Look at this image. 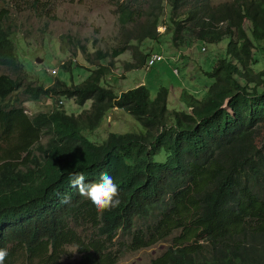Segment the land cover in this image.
<instances>
[{"label":"trees","instance_id":"trees-1","mask_svg":"<svg viewBox=\"0 0 264 264\" xmlns=\"http://www.w3.org/2000/svg\"><path fill=\"white\" fill-rule=\"evenodd\" d=\"M110 1L119 47L95 51L100 66L83 82L57 79L48 86L26 82L12 8L47 15L53 5L0 4V66L17 73L0 74V248L9 253L4 264H59L65 245L83 254L78 264H118L176 232L175 245L149 264H264V68L257 56L264 59V0ZM164 35L177 48L229 40L225 56L204 72L214 80L205 98L183 88L179 108H170L166 87L151 99L144 83L120 92L102 84L113 65L109 58L132 50L136 61L126 63L127 70L144 67L151 54L140 44L161 42ZM19 91L31 101L92 103L78 115L59 103L29 115L24 98L15 97ZM112 110L132 114L144 132H109L94 141L91 135ZM164 152L166 161H158ZM73 172H83L86 182L109 173L120 205L99 214L70 186ZM64 195L70 203H61Z\"/></svg>","mask_w":264,"mask_h":264},{"label":"rangeland","instance_id":"rangeland-1","mask_svg":"<svg viewBox=\"0 0 264 264\" xmlns=\"http://www.w3.org/2000/svg\"><path fill=\"white\" fill-rule=\"evenodd\" d=\"M44 1L53 5L47 15L12 8L13 13L16 11V21L20 30L15 34L14 39L19 59L28 73L26 82H41L48 86L61 79L68 84H79L91 75L93 69L100 66V62L94 57L95 51L111 53L120 45V26L114 11L115 7L110 0ZM212 1L218 5L232 0ZM7 2L14 5L13 0H0V4ZM158 31L164 34L165 26L159 25ZM166 36L161 37V42L148 39L140 44V48L145 53H163L166 58L164 62H158L151 68H147L145 64L144 67L127 70L126 63L136 61L132 56V50H127L115 59L109 58V61H113V65H110L111 70L104 77L102 84L120 92L144 83L150 90L151 99L156 97L161 87H166L171 91L170 108H179V91L183 88L192 91L200 99L205 98L206 88L211 86L214 80L209 79L204 72L209 71L218 59L225 56L229 40L226 38L219 45L214 46L191 42L177 48ZM81 45H85L87 50L83 51ZM257 56L262 60L260 69H263L264 59L261 54ZM37 58L40 62L36 61ZM69 63L72 65L70 70L62 67L63 64ZM104 64L109 65L108 62ZM175 70H178V74ZM0 74L17 77V73L7 66H0ZM16 96L24 98L23 105L29 115L51 111L61 100L44 98L40 101H31L27 100L21 91ZM62 100L66 112L74 115L90 108L92 103L88 101L81 106L74 100L65 98ZM109 132L141 133L144 129L132 114L112 110L91 138L101 142ZM167 157L168 154L164 152L158 161L164 162ZM180 234L181 232H176L169 239L153 247L130 254L118 264H149L174 246V240ZM82 257L83 254L77 246L65 245L59 264H78ZM12 264L22 263L21 260H16Z\"/></svg>","mask_w":264,"mask_h":264},{"label":"clouds","instance_id":"clouds-1","mask_svg":"<svg viewBox=\"0 0 264 264\" xmlns=\"http://www.w3.org/2000/svg\"><path fill=\"white\" fill-rule=\"evenodd\" d=\"M69 180L70 186L76 189L82 197L89 200L99 214H103L105 211H111L121 203L119 199V187L107 172L100 174L98 182H86L83 172H73ZM70 202L71 197L69 195H64L61 199L62 204H68ZM8 254L7 249L0 248V264H4Z\"/></svg>","mask_w":264,"mask_h":264},{"label":"built area","instance_id":"built-area-1","mask_svg":"<svg viewBox=\"0 0 264 264\" xmlns=\"http://www.w3.org/2000/svg\"><path fill=\"white\" fill-rule=\"evenodd\" d=\"M166 60L165 56L163 55V53H159V52H155V53H152L148 59H147V63H146V66L147 68H151L153 67L156 63L158 62H164ZM54 73H57V71H54ZM175 73L178 74V70H175ZM60 105L63 104V100H61L60 102Z\"/></svg>","mask_w":264,"mask_h":264},{"label":"water","instance_id":"water-1","mask_svg":"<svg viewBox=\"0 0 264 264\" xmlns=\"http://www.w3.org/2000/svg\"><path fill=\"white\" fill-rule=\"evenodd\" d=\"M36 61H39L40 62V59L39 58H37V60Z\"/></svg>","mask_w":264,"mask_h":264}]
</instances>
